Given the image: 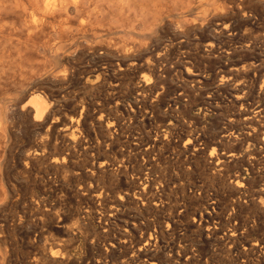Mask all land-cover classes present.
I'll return each instance as SVG.
<instances>
[{
	"label": "rangeland",
	"instance_id": "obj_1",
	"mask_svg": "<svg viewBox=\"0 0 264 264\" xmlns=\"http://www.w3.org/2000/svg\"><path fill=\"white\" fill-rule=\"evenodd\" d=\"M18 1L0 264H264V0H110L95 28L32 36Z\"/></svg>",
	"mask_w": 264,
	"mask_h": 264
},
{
	"label": "bare ground",
	"instance_id": "obj_2",
	"mask_svg": "<svg viewBox=\"0 0 264 264\" xmlns=\"http://www.w3.org/2000/svg\"><path fill=\"white\" fill-rule=\"evenodd\" d=\"M109 1L110 0H33L30 3H26L24 0H19L17 2V7L27 15L28 18L25 27L29 33H31L29 36H32L35 32L44 29L50 21H54L53 26L58 33L71 32L74 27L81 31L95 28L96 25H100L101 20L104 19L103 17L106 15L105 7ZM211 1L212 0H210V2ZM124 4L138 6L139 2L137 0H119V5L122 8ZM2 10L3 5L0 2V15ZM46 27L48 28L49 26ZM44 30L42 31L44 32ZM29 96V98L27 97L28 100H26V103L22 106V109L31 106L34 111V120L40 121L49 111L51 102L40 92H34ZM262 140L264 142V136Z\"/></svg>",
	"mask_w": 264,
	"mask_h": 264
}]
</instances>
